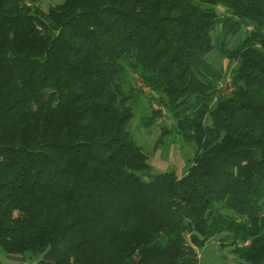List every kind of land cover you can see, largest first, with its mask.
I'll return each mask as SVG.
<instances>
[{"label":"trees","instance_id":"1","mask_svg":"<svg viewBox=\"0 0 264 264\" xmlns=\"http://www.w3.org/2000/svg\"><path fill=\"white\" fill-rule=\"evenodd\" d=\"M39 2L0 0V249L200 264L218 238L264 264V0ZM131 73L173 118L161 139L196 146L183 176L153 172L128 130Z\"/></svg>","mask_w":264,"mask_h":264},{"label":"rangeland","instance_id":"2","mask_svg":"<svg viewBox=\"0 0 264 264\" xmlns=\"http://www.w3.org/2000/svg\"><path fill=\"white\" fill-rule=\"evenodd\" d=\"M62 0H40L39 5L43 10H48L52 5L61 3ZM213 64L228 76L230 74L229 61L221 57H214ZM223 80V79H222ZM130 81L137 92V102L132 105L134 117L128 125L137 143L143 147L148 155L149 164L153 172H175L178 176L187 173L191 159L195 155L196 146L184 143L179 135L172 133L161 139L162 127L173 128V118L157 101L149 99L153 92L131 73ZM224 81V80H223ZM162 109L161 117L157 122L146 127L144 117H150L153 110ZM218 238L211 239L205 248L199 252L200 264H239L230 247H221ZM37 259L10 256L0 249V264H36Z\"/></svg>","mask_w":264,"mask_h":264},{"label":"built area","instance_id":"3","mask_svg":"<svg viewBox=\"0 0 264 264\" xmlns=\"http://www.w3.org/2000/svg\"><path fill=\"white\" fill-rule=\"evenodd\" d=\"M226 87H229L230 89H233L232 88V85H231V79L230 77H227L224 81H222L220 84H219V88L220 89H226Z\"/></svg>","mask_w":264,"mask_h":264}]
</instances>
